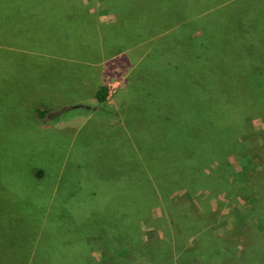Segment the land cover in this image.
Wrapping results in <instances>:
<instances>
[{
    "label": "rangeland",
    "instance_id": "374dc122",
    "mask_svg": "<svg viewBox=\"0 0 264 264\" xmlns=\"http://www.w3.org/2000/svg\"><path fill=\"white\" fill-rule=\"evenodd\" d=\"M190 1L0 0V264H264V0Z\"/></svg>",
    "mask_w": 264,
    "mask_h": 264
},
{
    "label": "crops",
    "instance_id": "0c3cea01",
    "mask_svg": "<svg viewBox=\"0 0 264 264\" xmlns=\"http://www.w3.org/2000/svg\"><path fill=\"white\" fill-rule=\"evenodd\" d=\"M188 3H191V1L188 0ZM142 5H143V4H142L141 2L134 3V4H132V5H130V4L127 2V0H126V2H124L123 9L127 12V14H126V15H123L122 13H121V14L118 13L117 16H118V17L120 16V20H121L120 24H123V26L126 27L125 29H128L129 27L133 26V25L130 23V21H129V18H131V17H130V16L127 17L128 14L131 13V11H133V12L139 14V12H140L141 9H142ZM193 5H194V4H193ZM133 7H134V8H133ZM189 8H190V7H189ZM189 13H191V11H190ZM141 19H142V18H141ZM139 21H140V20H138L137 23H134V22H133V24H139ZM142 21H143L142 24H144V25H143V28H144L146 23H144V22H145L144 19H143ZM123 26H122V27H123ZM125 29H124V30H125ZM129 29H130V28H129ZM134 29H137V28H134ZM134 32H136V31H134ZM57 59H58V58H53L52 60H57ZM52 64H53V65H52ZM54 64H55V65H54ZM89 67H91V66H89ZM97 67H98V66H97ZM36 68H39V69H44V68H46V69H48L51 73H54V72H65L66 69L68 68V65L64 66V65H60V64H56V63H48V64H45L43 67H39V66H37ZM74 69H75V66H74ZM56 83H57V82H56ZM57 85H59V84L57 83ZM62 87H63V86H57V87H54V88H49V90H51V91H57L58 89L60 90ZM46 91H47V89H42L41 93H42L43 96H44V94H45Z\"/></svg>",
    "mask_w": 264,
    "mask_h": 264
},
{
    "label": "trees",
    "instance_id": "16d2710c",
    "mask_svg": "<svg viewBox=\"0 0 264 264\" xmlns=\"http://www.w3.org/2000/svg\"><path fill=\"white\" fill-rule=\"evenodd\" d=\"M31 1H34V0H31ZM38 1L40 2V1H46V0H38ZM168 1H173V0H168ZM111 2H112V0H108V3H110V5L112 6ZM118 2L120 3L121 7H123V5H124L123 2H121L120 0H118ZM166 4H168V3H166ZM113 7L116 8L115 6H112V8ZM187 8L189 10V7H187ZM179 10H181V9H179ZM147 11H148V13L145 15V18H147V16H148V18L150 17L149 16L150 10L148 8H147ZM135 15H137L139 18H141L140 13L139 14L136 13ZM142 16H144L143 13H142ZM133 21H138V20L133 18ZM146 28H149V27H146ZM203 83H204V81H203ZM107 92H108L107 87H101V88H99V90L96 93V100H97L98 103L103 104L106 101ZM60 102H65V101H63V100L62 101H59V99L56 100V103H60ZM48 110L49 111L50 110L52 111L53 109L49 108ZM40 116H45V115H44V113L43 114L41 113Z\"/></svg>",
    "mask_w": 264,
    "mask_h": 264
}]
</instances>
